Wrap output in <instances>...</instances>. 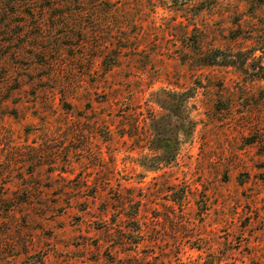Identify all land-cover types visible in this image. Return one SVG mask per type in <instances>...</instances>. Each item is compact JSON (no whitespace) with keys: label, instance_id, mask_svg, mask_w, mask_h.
<instances>
[{"label":"rangeland","instance_id":"obj_1","mask_svg":"<svg viewBox=\"0 0 264 264\" xmlns=\"http://www.w3.org/2000/svg\"><path fill=\"white\" fill-rule=\"evenodd\" d=\"M0 264H264V1L0 0Z\"/></svg>","mask_w":264,"mask_h":264},{"label":"trees","instance_id":"obj_2","mask_svg":"<svg viewBox=\"0 0 264 264\" xmlns=\"http://www.w3.org/2000/svg\"><path fill=\"white\" fill-rule=\"evenodd\" d=\"M261 1H264V0H261ZM221 54V53H220ZM218 54H214V55H212L211 56V60L210 61H205L203 64L204 65H209V64H216V62H221V64H224L223 62H226L225 61V59H222V60H220V59H217L218 57ZM207 62V63H206ZM218 64H220V63H218Z\"/></svg>","mask_w":264,"mask_h":264}]
</instances>
